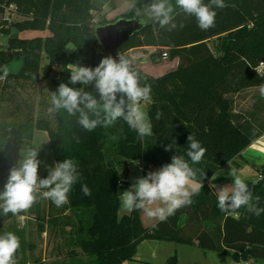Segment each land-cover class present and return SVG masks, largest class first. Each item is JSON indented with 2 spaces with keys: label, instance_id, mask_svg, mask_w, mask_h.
I'll use <instances>...</instances> for the list:
<instances>
[{
  "label": "trees",
  "instance_id": "16d2710c",
  "mask_svg": "<svg viewBox=\"0 0 264 264\" xmlns=\"http://www.w3.org/2000/svg\"><path fill=\"white\" fill-rule=\"evenodd\" d=\"M152 2L135 3V8L119 18H133L139 9L138 16L147 20L144 10ZM171 2L174 4L175 0ZM224 3V8L214 9L215 26L207 31L198 28L194 16L177 10L172 21L175 28L172 24L161 27L148 20L112 56L116 58L118 53L129 49L154 45L168 47L170 56L179 58L176 70L159 77L132 65L139 73L141 84L152 88L148 107L153 125L151 136L141 139L123 120L111 128L97 127L88 132L78 124V115L69 116L63 109L54 110L53 105L56 128H50L49 121H37L39 129L49 132L56 163L71 158L78 164L81 175L69 193L67 208L74 215L77 246L94 258L90 264H124L134 258L139 243L145 239L195 244L227 254L236 262L264 261V213L256 216L245 207L232 211L237 216L220 211L217 195L205 183L264 132L237 122L232 99L237 92L264 84V72L258 70L264 62V0H224ZM11 6L24 19L2 29L8 39L7 46L0 49V69L22 55L24 64L17 75L35 81L45 53L49 58L47 76L53 75L51 95L60 83H68L71 66L95 68L102 58L111 56L98 40L95 26L112 20L95 23L92 12L96 7L91 0H0V13ZM12 28L48 30L49 34L45 39L18 38L11 35ZM213 39L217 40L214 49L209 46ZM68 45L73 47L72 51L67 50ZM69 86L84 87L80 83ZM85 90L99 99L94 85ZM157 110L163 113L160 120L155 118ZM191 133L207 149L199 165L206 174L203 187L192 196V204L150 228L143 226L140 210L120 217L121 193L129 186L128 182L121 184L122 175L129 171L128 161L144 160L163 166L171 163L174 155L184 154L188 159L187 137ZM169 144L172 150L165 151ZM245 182L253 196L260 197L259 206L264 207V171L259 181ZM85 183L91 189L90 196L81 191ZM57 219L52 222L57 223ZM175 260L174 255L165 264H175Z\"/></svg>",
  "mask_w": 264,
  "mask_h": 264
},
{
  "label": "clouds",
  "instance_id": "9594fccd",
  "mask_svg": "<svg viewBox=\"0 0 264 264\" xmlns=\"http://www.w3.org/2000/svg\"><path fill=\"white\" fill-rule=\"evenodd\" d=\"M224 0H153L144 10L148 19H141L139 23L145 26L148 20L157 22L161 27L172 24L177 10L187 16H194L197 26L207 31L215 26L216 8H224ZM135 8L134 0L130 4ZM137 9V15H140ZM175 28L176 25L172 24ZM180 27H184L183 24ZM8 70H3L4 79ZM82 84L84 87L73 88L69 84ZM94 85L99 99L85 88ZM259 91L264 96V84H260ZM151 85L141 84L139 73L133 70L132 61L124 54L117 57L106 56L95 68L76 64L71 66L70 80L60 83L56 92L51 96L54 110H65L69 116L78 115V124L88 132L97 127L111 128L123 120L143 139L153 134V125L142 104L151 98ZM163 113L156 112V120H160ZM188 146L186 156L174 155L171 163L163 165L157 171H150L146 176L139 177L135 183L121 193V206L127 212L141 210L150 218L160 222L167 219L181 209L192 204V196L198 194L205 178V171L193 168L204 158L207 149L197 140L194 133L187 137ZM172 144L165 147V151L172 150ZM38 151L28 150L22 158L9 170L7 182L0 191V210L6 216L9 213L16 216L27 212L43 198L50 200L56 207L68 203V196L79 179L81 173L78 164L71 158L55 163L48 169L47 178L38 175L41 161ZM134 166L139 161H129ZM198 176L200 179H198ZM228 176L234 178L231 185L216 189L217 207L222 212H232L245 207L256 216L264 213L260 207V197L253 196L248 184L231 168ZM83 195L90 196L91 189L87 184L81 185ZM21 246L20 238L6 232L0 235V264H16L15 256Z\"/></svg>",
  "mask_w": 264,
  "mask_h": 264
},
{
  "label": "rangeland",
  "instance_id": "374dc122",
  "mask_svg": "<svg viewBox=\"0 0 264 264\" xmlns=\"http://www.w3.org/2000/svg\"><path fill=\"white\" fill-rule=\"evenodd\" d=\"M15 9V6H11L5 13H0V49L7 46L8 39V35L3 33L2 29L7 28L11 22L24 19ZM92 13L95 23L107 20L102 13L99 15L96 12ZM10 33L18 38L42 36L45 39L49 31H19L12 28ZM210 42H213L211 43L212 46L217 44L215 39ZM164 51L158 49L150 55L151 58L148 60L163 61L162 53ZM122 54L129 58L126 52ZM171 59L172 57L168 60ZM23 64L24 57L20 55L0 69V77L3 76L5 68L11 73L6 78L0 79V191L3 190L9 174L5 178H1V175L7 169L15 166L28 150L35 149L39 152L38 159L41 161V165L38 175L40 178H47L48 169L54 167L56 163L48 130L37 127V121L41 120L43 122L49 121L50 128H56L50 92V82L53 75L47 76L49 58L45 53L41 56L39 77L35 81L26 80L17 75ZM169 64L163 63L157 70L164 69ZM262 64L263 73L264 62L261 63L260 69H262ZM256 96H260V99L252 101L253 99L250 97L249 107L242 106L240 102L238 107L246 109V112L250 113L249 110L255 104L253 115L256 118V126H254L255 130L253 131H263L264 96L260 94L259 90L255 92V98ZM233 101V106H235V99ZM145 103L143 102L142 106L146 111ZM131 168L132 175L134 176V173L138 172L139 177L141 172L139 166L131 164ZM258 170L259 175L256 174L253 182H257L263 177L264 166L259 167ZM122 177L124 180V175ZM123 180L121 184H123ZM120 209V212L125 211L122 206ZM231 214L237 216L235 212ZM55 218H58L57 223L52 222ZM73 221V212L67 208V204L56 207L50 200L40 198L31 209L16 216L11 213L5 216L0 210V235L12 232L20 238L21 246L15 256L16 264H90L94 258L83 253L81 248L77 246ZM175 243H172V248L175 247ZM179 249L181 251V248ZM173 255H176L174 251ZM209 255L215 254L210 253ZM229 261L230 264H233L231 259ZM239 264L245 263L240 262ZM247 264H264V261L253 260Z\"/></svg>",
  "mask_w": 264,
  "mask_h": 264
},
{
  "label": "crops",
  "instance_id": "0c3cea01",
  "mask_svg": "<svg viewBox=\"0 0 264 264\" xmlns=\"http://www.w3.org/2000/svg\"><path fill=\"white\" fill-rule=\"evenodd\" d=\"M96 9L93 12H96L98 15L100 13L105 16L107 20H116L119 17L128 14L131 11L130 4L133 0H91ZM142 0H134V3H138ZM212 41V40H210ZM209 41V46L214 49L215 46H212ZM158 49H163L170 52L168 47L165 46H142L129 49L126 54L129 56V59L132 60V65L141 68L144 72L148 73L151 76L159 77L169 71L176 70L179 64V58L175 57L171 60L170 53L167 58H163V61H150V55L157 51ZM67 50L72 51L73 47L71 45L67 46ZM164 51V52H165ZM163 54V53H162ZM170 63L167 67L161 70H157L159 66L163 63ZM259 90L258 86L250 87L244 89L240 92H237L232 95V99H235L234 114L236 115L237 122L241 124H247L255 126L256 118L254 114L256 105L254 104L253 108L250 109V113L246 112V109H240L238 107V103L242 106H248V102L251 99L259 100L260 96H256L255 92ZM146 113L148 114V107L151 103L150 100L145 101ZM259 102V101H258ZM249 107V106H248ZM246 108V107H245ZM149 117V116H148ZM190 159V158H188ZM129 161H139V169L140 175L139 177L146 176L150 171H157L162 166H154L152 164L147 163L144 160H129ZM128 161V174L124 176L129 183L127 189H129L138 177V172L132 175L131 162ZM202 162V161H201ZM199 164L191 165L193 168H199ZM205 164V163H204ZM264 166V132H262L254 142L249 145L241 155L234 158L231 162L221 167L218 171H216L212 176H210L206 180V184L213 191L215 195L216 189L222 186L231 185L234 181V178L228 176V172L231 171V168L236 170L237 174L244 181H253L256 178V174L259 175V167ZM132 175V176H131ZM121 211V209H120ZM119 211V216H123L124 214H129L130 212ZM140 218L144 227L150 228L153 227L158 220L148 218L143 211L140 210ZM174 241L170 240H156V239H145L141 241L137 247L136 254L134 258L124 261V264H165L170 257L174 256L173 251L176 253L175 264H230V259L233 264H238V262L234 261L233 258L227 254L218 251H211L207 249L200 248L195 244H183V243H175V247H171ZM178 246V248H177ZM186 246V247H185ZM181 248V251L180 249ZM82 250V249H81ZM185 253V254H184ZM210 253H214L215 255H209ZM250 263L252 260H248Z\"/></svg>",
  "mask_w": 264,
  "mask_h": 264
},
{
  "label": "water",
  "instance_id": "95a60500",
  "mask_svg": "<svg viewBox=\"0 0 264 264\" xmlns=\"http://www.w3.org/2000/svg\"><path fill=\"white\" fill-rule=\"evenodd\" d=\"M141 19L143 18L136 15L133 18H118L109 23L97 24L95 33L105 51L111 56L116 55L122 44L142 29L143 26L139 23ZM123 182H127V179Z\"/></svg>",
  "mask_w": 264,
  "mask_h": 264
},
{
  "label": "built area",
  "instance_id": "2783aa9c",
  "mask_svg": "<svg viewBox=\"0 0 264 264\" xmlns=\"http://www.w3.org/2000/svg\"><path fill=\"white\" fill-rule=\"evenodd\" d=\"M168 56H169V54H168L167 51L163 52V54H162V57H163V58H167ZM262 63H263V62H262ZM260 65H261V64H260ZM258 70H259V72L262 73V71H263V64H262V69H260V66H259V67H258ZM240 262H244L245 264H247L249 261H240ZM240 262H238V264H239Z\"/></svg>",
  "mask_w": 264,
  "mask_h": 264
}]
</instances>
